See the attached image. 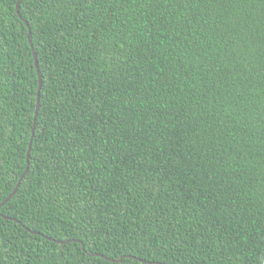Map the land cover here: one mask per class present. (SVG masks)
Masks as SVG:
<instances>
[{"label":"trees","instance_id":"16d2710c","mask_svg":"<svg viewBox=\"0 0 264 264\" xmlns=\"http://www.w3.org/2000/svg\"><path fill=\"white\" fill-rule=\"evenodd\" d=\"M16 4L0 264H264V0Z\"/></svg>","mask_w":264,"mask_h":264},{"label":"water","instance_id":"95a60500","mask_svg":"<svg viewBox=\"0 0 264 264\" xmlns=\"http://www.w3.org/2000/svg\"><path fill=\"white\" fill-rule=\"evenodd\" d=\"M20 1L21 0H17V4H16V12L18 13V8H19V5H20ZM28 28V39H29V43L31 44V39H30V29L28 27V24L25 20H23ZM34 58H35V65H36V68H37V61H36V54L34 53ZM38 69V68H37ZM38 80H39V87H38V99H37V106H36V110H35V115H34V123H33V126L35 127V121H36V116H37V111H38V108H39V92H40V86H41V79H40V76L38 74ZM33 132V130H32ZM31 142H32V137L30 138V143H29V146H28V151H27V165H26V168H25V171L24 173L20 176V178L18 179L15 187L13 188V190L11 191V193L3 200V202L0 204V206L7 202L17 191L20 183H21V180L23 179V177L26 175L27 171H28V159H29V152H30V147H31ZM0 217H2L3 219H8L7 217L3 216V215H0ZM19 224V222H18Z\"/></svg>","mask_w":264,"mask_h":264}]
</instances>
